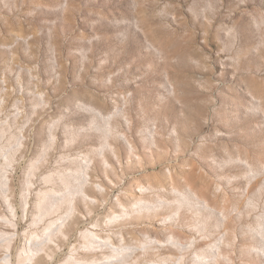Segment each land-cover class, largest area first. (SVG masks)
Returning <instances> with one entry per match:
<instances>
[{
    "label": "rangeland",
    "instance_id": "1",
    "mask_svg": "<svg viewBox=\"0 0 264 264\" xmlns=\"http://www.w3.org/2000/svg\"><path fill=\"white\" fill-rule=\"evenodd\" d=\"M0 264H264V0H0Z\"/></svg>",
    "mask_w": 264,
    "mask_h": 264
},
{
    "label": "bare ground",
    "instance_id": "2",
    "mask_svg": "<svg viewBox=\"0 0 264 264\" xmlns=\"http://www.w3.org/2000/svg\"><path fill=\"white\" fill-rule=\"evenodd\" d=\"M132 148L135 149V146L133 144H132ZM186 179H187L188 182H191L189 177H186ZM190 186L193 187L192 185H190ZM200 193H201L202 196H205V192L204 191L201 190Z\"/></svg>",
    "mask_w": 264,
    "mask_h": 264
},
{
    "label": "clouds",
    "instance_id": "3",
    "mask_svg": "<svg viewBox=\"0 0 264 264\" xmlns=\"http://www.w3.org/2000/svg\"><path fill=\"white\" fill-rule=\"evenodd\" d=\"M116 219H118V218H116ZM111 222V221H110ZM141 247H143V246H141Z\"/></svg>",
    "mask_w": 264,
    "mask_h": 264
}]
</instances>
